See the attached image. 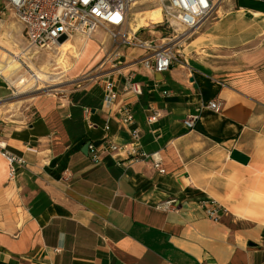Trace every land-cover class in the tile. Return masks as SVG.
Returning a JSON list of instances; mask_svg holds the SVG:
<instances>
[{"label":"crops","instance_id":"1","mask_svg":"<svg viewBox=\"0 0 264 264\" xmlns=\"http://www.w3.org/2000/svg\"><path fill=\"white\" fill-rule=\"evenodd\" d=\"M194 33L189 53L161 74L143 67L142 49L111 53L123 62L99 78L118 93L108 108L100 81L42 100L31 122L2 130L26 166L9 178L0 156V264H264V0H223ZM131 82L140 96L123 91ZM212 100L220 113L205 107ZM123 107L147 157L99 151L93 162L81 150L102 149L106 118L109 140L127 145Z\"/></svg>","mask_w":264,"mask_h":264},{"label":"built area","instance_id":"2","mask_svg":"<svg viewBox=\"0 0 264 264\" xmlns=\"http://www.w3.org/2000/svg\"><path fill=\"white\" fill-rule=\"evenodd\" d=\"M4 9L14 13L21 26L22 34L28 47L49 49L60 42L70 40L74 36L89 39L95 30L102 28L110 32L122 30L132 16V10L141 4L151 0H1ZM154 8L158 9L161 20L151 27H162L164 24L175 25L183 29V32H194L208 19L223 0H152ZM149 27H144V29ZM151 34L150 31H148ZM135 34V32H134ZM133 34V35H134ZM184 35L182 38H185ZM128 43V42H125ZM133 44V43H130ZM136 48L144 50L147 55L141 59V64L147 70L155 73L167 71L177 59L172 48L156 46L152 41H138L133 44ZM116 53V52H115ZM103 91V106L108 108L116 99L118 93L110 79L101 80ZM123 91L135 96L142 94L141 86L137 83H129L123 87ZM165 94V93H164ZM209 110L220 113L222 104L218 100H212L205 105ZM84 114L89 115V110L84 109ZM155 113L146 119L151 125L157 121ZM198 119L197 114L187 117L183 124L191 130ZM109 122L104 123V144L101 150L89 145L88 153L91 160H99V151H122L127 154L130 162L143 160L147 156L140 151L142 133L134 127V119L128 107L118 111V123L122 128L128 129L129 141L124 148H120L109 140ZM0 156L8 165V176L13 178L16 169L26 166L24 158L7 148L6 143L0 140ZM154 167L159 169V164ZM160 172H163L161 169ZM173 206V201L160 205L163 210ZM218 207L210 204L205 208L206 215L212 219L218 218ZM59 253V249L54 250Z\"/></svg>","mask_w":264,"mask_h":264},{"label":"rangeland","instance_id":"3","mask_svg":"<svg viewBox=\"0 0 264 264\" xmlns=\"http://www.w3.org/2000/svg\"><path fill=\"white\" fill-rule=\"evenodd\" d=\"M153 5L154 1L151 0L136 6L132 10L129 22L120 31L110 32L102 28L95 30V32L100 31L102 33L101 41L94 39L95 32L89 40L80 36L71 38L70 42L78 49L85 41H88L92 46L88 58L79 63L74 60L70 52L71 49L64 52V61L57 45L49 49L28 47L16 16L12 11L4 9L0 0V67H3L8 61L4 50L10 53L24 51L26 54L25 57L19 56L20 68L14 72L10 80L7 81L0 75V133L5 128L19 127L31 122L35 117L36 106L44 99L53 100L63 97L80 86H96L102 80L99 78L106 73L105 69L110 64H116L118 61L123 62L120 55L116 61H110L115 56V53L111 54L115 50L116 52L124 51L126 56L130 58L135 56L138 51L133 44L138 41H152V44L156 46L172 48L175 56L176 53L177 56L189 53V42L197 35V32H183L182 28L169 24H164L159 28L150 25L146 29L139 27L134 30L138 22L136 14L154 8ZM184 35L186 37L181 39ZM132 50L134 52H131ZM61 57L62 59H60ZM76 63L79 66L77 69L80 72L83 71L82 73L76 74L71 69ZM64 67H70V70L63 73ZM35 72L58 74L53 76V79H58L52 82L56 85L51 86V83L35 82L33 80L36 75ZM20 80H24V83L19 84Z\"/></svg>","mask_w":264,"mask_h":264},{"label":"bare ground","instance_id":"4","mask_svg":"<svg viewBox=\"0 0 264 264\" xmlns=\"http://www.w3.org/2000/svg\"><path fill=\"white\" fill-rule=\"evenodd\" d=\"M138 16V22L136 24V27L134 30H137L139 27H149L152 24L158 23L161 20L160 16V11L158 9L153 10V11H143V12H138L136 14ZM89 40V39H88ZM58 48H60V52L62 54L63 60H64V55L65 51L67 49H71L72 56L74 57V60L76 62L82 63L84 62L88 56L90 55V51L92 46L91 44L88 43V41L83 42L82 46L78 49L73 45L70 40L64 41L62 44L59 43L57 44ZM4 53L7 55V62L3 65V67H0V75H2L7 81L11 79L13 76L14 72L20 68L19 64V56H26L25 52H20V53H10L8 51L4 50ZM62 57L60 59H62ZM65 61V60H64ZM63 61V62H64ZM78 64H73V67L71 69H77L79 66ZM70 70V67H64V70L62 71L63 73H66ZM34 76V81L35 82H45V83H51V86L56 85L53 84L52 82L57 81L58 79H53V76H57L58 74H48L46 72H35ZM24 80H20L19 84H23ZM58 84V83H57ZM264 217V216H261ZM257 219L260 217L256 216ZM264 220V218L262 219Z\"/></svg>","mask_w":264,"mask_h":264},{"label":"water","instance_id":"5","mask_svg":"<svg viewBox=\"0 0 264 264\" xmlns=\"http://www.w3.org/2000/svg\"><path fill=\"white\" fill-rule=\"evenodd\" d=\"M89 143H86L83 145L82 147V153L83 154H87L88 153V147H89ZM230 159L233 160V161H236L237 163L239 164H242V165H246L249 161V158L248 156L238 152V151H235V150H232L231 153H230Z\"/></svg>","mask_w":264,"mask_h":264}]
</instances>
